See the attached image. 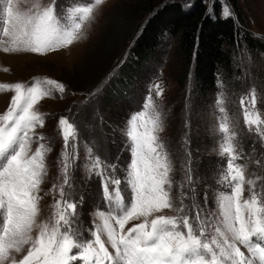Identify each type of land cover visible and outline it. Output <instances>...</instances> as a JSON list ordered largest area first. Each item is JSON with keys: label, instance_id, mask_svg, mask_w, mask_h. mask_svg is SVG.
<instances>
[{"label": "rangeland", "instance_id": "374dc122", "mask_svg": "<svg viewBox=\"0 0 264 264\" xmlns=\"http://www.w3.org/2000/svg\"><path fill=\"white\" fill-rule=\"evenodd\" d=\"M164 1L102 0L97 5L95 0H14L20 11L54 6L61 26L71 25L76 8L94 5L91 19L81 29V39L67 49L36 54L4 52L0 45V85H38L51 93L35 106L44 115L45 124L37 127L31 143L33 152L39 144L45 145L38 222L54 224L57 202L62 208L68 203L76 204L74 212H67L69 225L61 226V231L80 245L73 249L71 255L76 258L70 264H90L80 253L97 232L115 256L104 219L122 215L132 202L129 165L133 142L128 132L131 118L142 111L152 117L159 114L162 131L157 135L171 163L169 191L173 206L154 213L149 221L155 215L187 216L197 235L203 228L202 240L208 242L215 237L223 242L217 229L230 236L221 204L232 194L234 182L228 161L233 157V167L241 166L245 175L241 200L255 195L258 206H264V49L252 51L242 45L234 55L236 69L232 80L219 75L206 95L198 91L192 69L189 67L184 73L176 53V40L170 36L159 42L136 75H127L125 68L121 70L130 59L133 39L124 43L118 55L123 35L119 25L126 19L130 27L143 22L150 9ZM194 1L186 0L183 5L186 8ZM204 1L208 7L218 2L222 15L226 10L234 16L240 13L248 29L264 43V0ZM5 6L6 0H0V41L7 40L3 36ZM117 25L118 33L114 34ZM4 56H10L6 65ZM49 79L62 83L64 92L49 85ZM157 85L161 95L157 94ZM14 94V89L0 87V115L7 110ZM149 99L152 106L146 107ZM246 112L248 118L258 123L249 126ZM62 117L75 129L66 148L59 127ZM225 124L228 132L223 131ZM41 135L42 140L36 138ZM229 142L234 149L231 154L223 151ZM3 217L0 210V227ZM144 219L129 220L124 231ZM181 230L186 231L183 227ZM37 235L34 230L33 238ZM251 243L264 247V238L254 237ZM238 246L252 264H262L248 252L247 246ZM29 247L25 245L23 252L15 254L16 259H22ZM225 264L231 262L226 260Z\"/></svg>", "mask_w": 264, "mask_h": 264}, {"label": "snow or ice", "instance_id": "6c2138e0", "mask_svg": "<svg viewBox=\"0 0 264 264\" xmlns=\"http://www.w3.org/2000/svg\"><path fill=\"white\" fill-rule=\"evenodd\" d=\"M102 0H95L101 4ZM94 5L78 7L72 12L70 26H61L54 6L37 7L34 11H20L14 0H6L4 8L3 36L0 41L4 52H31L48 54L67 49L81 39V29L90 20ZM230 13L226 10L225 15ZM49 85H55L60 93L65 88L62 83L49 79ZM14 89L15 94L4 114L0 115V210L4 217L0 227V264H70L76 257L71 255L79 248L72 236L61 231V226L69 225L67 212L76 209L75 203L65 208L56 204L55 222H38L40 186L45 174V145L39 144L33 152L31 143L37 127H43L45 118L35 110V106L46 96L47 90L25 87L23 83L0 85ZM157 94L161 95L159 90ZM149 99L146 107H151ZM249 126L258 123L248 118ZM128 136L133 142L132 160L129 165V182L133 189V199L122 215L106 217L104 228L115 256L106 247L99 232L94 240L82 248L80 257L90 264H252L239 245L247 246L253 257L264 264V247L252 244L254 237L264 238V206H258L255 195L249 200H241L245 183L241 166L233 167V157L228 161L231 181L234 182L232 194L221 204L227 233L217 232L223 237L219 242L214 237L204 241L194 232L187 216L155 215L163 209L171 208V163L157 133L162 131L159 114L148 116L146 111L139 112L130 121ZM59 127L65 141L75 135L74 125L66 117L59 120ZM228 132V126H222ZM32 134V135H30ZM39 140L43 136L36 137ZM231 154L234 149L229 144L223 149ZM67 164H65V172ZM67 183V180L65 181ZM119 183V181H116ZM107 199V184H104ZM61 197L64 192L61 189ZM199 215V212H197ZM144 217V222L134 225L127 232L125 225L129 220ZM183 227L186 231H182ZM36 230L38 235L33 238ZM30 245L22 259L15 254L24 251Z\"/></svg>", "mask_w": 264, "mask_h": 264}, {"label": "trees", "instance_id": "16d2710c", "mask_svg": "<svg viewBox=\"0 0 264 264\" xmlns=\"http://www.w3.org/2000/svg\"><path fill=\"white\" fill-rule=\"evenodd\" d=\"M184 1L166 0L150 9L143 22L131 27L127 25V19L123 20L126 25H119L123 35L118 55L124 43L130 39L133 41L130 59L122 64L121 70L125 68L127 75H136L159 42L170 36L176 40V53L184 66V73L190 67L198 91L206 95L215 86L219 75L229 82L232 80L236 69L234 55L242 45L253 51L264 49V43L248 29L240 13L238 16L222 15L218 2L208 7L204 0H195L185 8ZM114 29L117 34L118 25Z\"/></svg>", "mask_w": 264, "mask_h": 264}, {"label": "bare ground", "instance_id": "6f19581e", "mask_svg": "<svg viewBox=\"0 0 264 264\" xmlns=\"http://www.w3.org/2000/svg\"><path fill=\"white\" fill-rule=\"evenodd\" d=\"M10 60V56H4V61L3 64L6 65L8 64L7 62ZM3 98V97H2Z\"/></svg>", "mask_w": 264, "mask_h": 264}]
</instances>
